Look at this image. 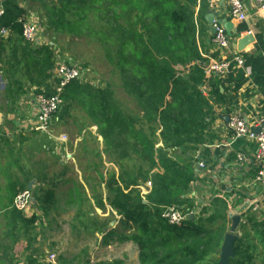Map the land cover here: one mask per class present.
I'll list each match as a JSON object with an SVG mask.
<instances>
[{"label":"trees","instance_id":"16d2710c","mask_svg":"<svg viewBox=\"0 0 264 264\" xmlns=\"http://www.w3.org/2000/svg\"><path fill=\"white\" fill-rule=\"evenodd\" d=\"M22 1L2 0L0 4V29L9 31L0 39V76L6 81L5 110L11 114L18 111L20 101L30 92L34 97L51 96L56 87L53 73L60 65L55 40L37 48L24 42L22 21L26 11L20 7ZM32 1L39 4L43 26L56 39L58 35H89L99 44L118 75L121 89L134 101L138 112L136 119L124 115L110 87L74 81L61 95L65 112L72 108L82 111L90 126L96 128L106 155L114 160L116 170L105 180L100 177L105 204L98 198L93 201L100 211L108 207L114 212L127 235L106 231L102 244L109 246L113 238L132 243L138 251V264H215L226 232L227 206L222 200L215 198L209 208L201 209V218H188L181 226L168 224L161 214L170 206L186 214L192 212L193 202L187 197L198 178L191 162L199 149L219 140L212 129L215 106L233 98L248 80L264 95V57L240 54L249 76L243 68H232L225 78L210 79V92L205 96L200 88L207 62L198 48L202 34L199 23L208 10L205 0ZM91 20L101 25L93 27ZM236 31L234 39L248 29L240 24ZM254 47L264 53L260 35L255 36ZM62 118L60 115L59 122ZM137 124L141 127L136 128ZM143 126H147L148 134ZM181 151L189 155V163L171 157ZM149 178L151 190L142 196V185ZM53 200L54 194L46 193L40 199L43 209ZM12 214L14 222L25 228L35 224L33 216L27 218L15 210ZM255 226L264 230V222H253L252 228ZM245 252L243 243H237L236 259L230 264H249Z\"/></svg>","mask_w":264,"mask_h":264},{"label":"crops","instance_id":"0c3cea01","mask_svg":"<svg viewBox=\"0 0 264 264\" xmlns=\"http://www.w3.org/2000/svg\"><path fill=\"white\" fill-rule=\"evenodd\" d=\"M241 1L245 14V22L242 24L246 25L248 32L254 39L256 35H260L264 41V11L258 8L257 0ZM1 2L2 0H0V4ZM19 4L26 11L25 19L34 24L38 30L39 40L36 44L30 45L31 48L49 44L45 42L51 34L43 26L44 19L39 12L41 11L39 4L36 5L32 0H23ZM27 4H30L31 7H28ZM205 5H207L208 10L203 21L199 23L202 30L198 47L200 56L215 60H232L235 56H241L240 54L264 57V53L256 51L255 43L247 46L241 53L235 51L233 44L242 37L240 35L235 39L234 37L229 38V50L222 52L216 50L212 43L211 26L205 18L206 14L208 12L215 13L217 15L215 21L223 19L231 21L235 29L240 23L230 18L229 6L226 1L205 0ZM198 11L199 2L195 13L197 14ZM246 77L248 76L246 75ZM31 95L33 96L32 92L29 93V97H24L20 101V107L16 113L11 114L5 110V115L0 114V230L3 228L7 232L15 224L10 199L14 197V193L23 189L29 190L33 194L38 185V176L41 177L43 183H48L51 188L69 184L72 177L77 178L82 183L80 170L83 167L80 166L81 169H79L76 165V163L79 165L78 161L72 157L69 160L70 156L68 157L66 153L67 149H70L72 153L76 152L80 141L74 140L70 144V148L66 147L67 143L59 141L58 138L62 136L57 135V129L60 125L59 115L54 117L52 123V137L45 133L35 132L33 127L36 126L38 113L34 102L35 97L31 98ZM215 110L212 129L218 135L219 140L199 149L192 158L191 163L194 164L198 180L202 181L203 190L196 186V182L187 198L191 200L194 198L195 202L201 206L200 209H197L198 211L203 207L209 208L215 198L222 200L227 206L225 235L231 227L229 216L239 215L241 223L236 231L238 240L234 247L237 243L242 242L244 249L247 250L245 252V257L248 258L247 262H250L249 264H264V240H262L264 239L262 238V236L264 237V230L261 226L252 228L253 222L258 225L264 222V185L254 182L258 171L264 170V159L259 161L254 159L256 146L253 142L246 139L233 141L231 133L222 121V118L238 113L248 126L253 128L256 117L264 116V95L259 93L258 89L248 80L233 98L226 103L216 105ZM22 144L23 149L26 150H23L21 157L17 151L21 149ZM63 152L66 154L67 161H72L74 164L67 173L63 169V165L67 164V161L63 162L62 160ZM25 153H30V159H26L27 156L24 158ZM49 154L54 156L58 154L59 157L53 162H48ZM239 155L246 158L244 163L238 162ZM173 160L180 163H189L188 161H190L189 155L184 153L174 156ZM198 163H202L204 169L199 170L197 168ZM85 177L88 179L87 170H85ZM193 189H198V194ZM49 191L53 192L52 190ZM70 192L71 190H69ZM71 194L75 196V191ZM193 212L195 211L193 210ZM200 214L194 217L201 218ZM248 219H252L253 222L248 223ZM219 253L220 249L214 257L216 262H218ZM136 254L138 256L137 249Z\"/></svg>","mask_w":264,"mask_h":264},{"label":"rangeland","instance_id":"374dc122","mask_svg":"<svg viewBox=\"0 0 264 264\" xmlns=\"http://www.w3.org/2000/svg\"><path fill=\"white\" fill-rule=\"evenodd\" d=\"M27 5L31 7L30 4ZM31 12L33 13V11ZM107 21L108 18H106ZM91 24L93 27L101 25L94 20H91ZM54 40L59 47L55 52L57 65L67 62L81 71L79 82L91 83L100 88L110 87L114 94V100L123 114L134 119L138 117L134 101L124 94L117 73L108 63L104 51L92 37L90 38L89 35L80 37L58 35L56 39V36L51 34L45 43ZM1 76L0 78H2ZM0 84V114L5 115L6 105L3 98L5 80L0 79ZM53 91L54 89H52V93ZM26 97H29V94ZM31 98H33L32 95ZM63 107L65 108L64 103L58 114L59 117L63 115V118L57 129V135L66 137L67 148H70V144L74 140L80 141L76 152L72 153L70 149H67L66 153L68 157L70 156L69 160L73 158L78 161L79 165L77 163L76 165L79 169H81L80 166L83 167L80 170L82 183L72 177L69 184L51 188L48 183H43L41 177L38 176V185L32 194L34 202L29 209L30 213L25 214L27 218L35 217V224L25 228L19 222H15L14 227L8 232L3 228V231L0 230V264H29L32 260L35 261V264H49L51 256H54L56 264H106L112 262L138 264L136 249L132 243L118 242L113 238L114 240L109 246L102 244V238L109 231H114L117 235L121 233L127 235V232L119 224V217L108 207L105 211H100L93 201L98 198L105 204L106 193L100 177L105 180L108 173L116 170L114 160L106 155L102 140L98 137L96 128L90 126L91 123L86 115L77 108L65 112ZM140 127L139 124L136 125V128ZM142 128L148 134L147 126ZM158 134L156 132L155 136L157 137ZM23 150L26 149H23L22 144L21 149L17 151L21 157ZM182 153L183 151L171 154V157ZM49 155L48 162H53L59 157L58 154ZM65 155L63 152V162L67 161ZM26 156V159H30V153H25L24 158ZM133 159L138 165V159L136 157ZM130 163L127 162L129 165ZM72 166H74L72 161H67V164L63 165V169L67 173ZM85 170L88 171V179L85 177ZM149 179L151 183V178ZM202 185V181L198 180L196 186L203 190ZM49 190L53 191L55 197L52 204L44 210L40 199L46 193L51 192ZM69 190L75 191V196L71 192L69 193ZM197 190L193 189L198 194L199 190ZM192 202L191 210L201 212V210H197L201 206L195 202L194 198ZM219 224L218 222L211 228L215 229ZM7 234L8 236H6Z\"/></svg>","mask_w":264,"mask_h":264},{"label":"built area","instance_id":"2783aa9c","mask_svg":"<svg viewBox=\"0 0 264 264\" xmlns=\"http://www.w3.org/2000/svg\"><path fill=\"white\" fill-rule=\"evenodd\" d=\"M229 6L230 18L236 22L242 24L245 22L244 6L241 0H225ZM258 8L264 11V0H257ZM2 15V9L0 7V17ZM215 29L214 35H212V43L216 50L219 52L227 51L230 48L229 38L226 36L223 28L213 23L212 26ZM9 35V31L6 29H0V39L6 38ZM244 34L240 36L243 37ZM251 35L249 32L245 33L244 36ZM22 37L25 43L29 45H34L38 42V30L34 24L27 21L24 17L22 21ZM206 60L207 64L204 65V77L205 82L200 88L201 92L206 96L210 92V87L208 82L213 77L220 79L225 78L230 74L232 68H243L244 73L249 76V69H245L243 60L240 56H235L232 60H215L209 59L207 57H202ZM81 71L77 70L70 64L66 65L62 63L54 71L53 75L56 79V84L54 92L51 96H37L34 99L36 110L38 115L36 116V126L33 127L35 132L45 133L47 136L52 137V123L54 117L59 114L61 107L63 106L62 93L64 88L74 81H79L81 78ZM227 130L231 133V138L233 141L246 139L253 142L256 146L254 159L259 161L264 159V116H258L254 121L255 124L253 128H250L248 124L244 121L242 116L238 113L232 116L222 118ZM258 130V133L255 132ZM59 141L65 143L66 137L64 135L60 136ZM197 160V159H196ZM246 158L244 156H238V162L244 163ZM199 170L204 169L202 163H198ZM255 184L264 185V170L260 169L256 174L254 179ZM151 183L147 182L145 186L141 188V195L145 196L151 190ZM33 202L32 193L29 190H23L16 194L12 202V209L25 214L29 211ZM199 212L184 213L177 206H170L163 209L161 217L165 219L168 224L172 226H181L190 217L199 215ZM49 264H56L54 261V256L50 257Z\"/></svg>","mask_w":264,"mask_h":264},{"label":"water","instance_id":"95a60500","mask_svg":"<svg viewBox=\"0 0 264 264\" xmlns=\"http://www.w3.org/2000/svg\"><path fill=\"white\" fill-rule=\"evenodd\" d=\"M225 0H222L224 2ZM206 21L211 26L210 33L214 35L215 29L212 27L213 23L215 22L217 26L224 29L225 34L228 38H232L233 36H236V29L231 21H227L226 19L223 20H216L217 15L212 12H208L206 14ZM255 43V39L252 35H246L241 37L235 44H233V49L239 53L243 52L245 48L249 45H252ZM1 118V116H0ZM256 133H258V130H255ZM30 189V185H29ZM145 202L143 201V204ZM190 219H193V217H190ZM229 220L231 221V227L229 229V232L224 236L218 262L215 264H230V261L235 258L234 253V245L238 240V237L236 236V231L241 223V218L237 214H233L229 216Z\"/></svg>","mask_w":264,"mask_h":264}]
</instances>
